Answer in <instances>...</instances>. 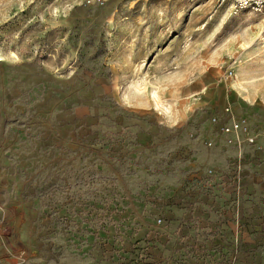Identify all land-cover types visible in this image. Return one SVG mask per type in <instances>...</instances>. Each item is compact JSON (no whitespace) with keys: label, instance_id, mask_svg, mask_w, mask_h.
I'll use <instances>...</instances> for the list:
<instances>
[{"label":"rangeland","instance_id":"374dc122","mask_svg":"<svg viewBox=\"0 0 264 264\" xmlns=\"http://www.w3.org/2000/svg\"><path fill=\"white\" fill-rule=\"evenodd\" d=\"M86 1L0 0V264H264V154L191 146L264 123L263 15Z\"/></svg>","mask_w":264,"mask_h":264},{"label":"crops","instance_id":"0c3cea01","mask_svg":"<svg viewBox=\"0 0 264 264\" xmlns=\"http://www.w3.org/2000/svg\"><path fill=\"white\" fill-rule=\"evenodd\" d=\"M247 101V100H246ZM248 102V101H247ZM253 111V109H251ZM208 125H203L198 132V136L192 141L191 146L195 153V158L197 160H205L209 157L212 159L220 158L226 159L228 157L238 158L242 155H248L249 152L253 151L256 154H264V137L258 136L255 139L254 144H256V150L252 148L251 144H248L244 140V144L240 143L238 139L233 140L231 143L226 142V135L219 132V130H214L213 132L209 129ZM234 138V134L231 135ZM253 144V145H254ZM0 205L5 206L6 210H11V206H6L5 200L0 199ZM24 241L21 239H15L16 245L14 243L11 245H6L2 240H0V258L3 260L8 259L7 257L14 256L17 253V248H21L19 251L25 253L26 251L22 249L24 247ZM3 243V244H2ZM14 248V249H13ZM212 252L216 248L214 245H210ZM9 257V258H10ZM11 260V258H10ZM8 264V263H7Z\"/></svg>","mask_w":264,"mask_h":264},{"label":"built area","instance_id":"2783aa9c","mask_svg":"<svg viewBox=\"0 0 264 264\" xmlns=\"http://www.w3.org/2000/svg\"><path fill=\"white\" fill-rule=\"evenodd\" d=\"M86 2L90 4L89 0ZM233 5L238 12L254 11L261 13L264 17V0H234ZM212 120L214 121L215 117ZM255 126L252 127L245 119H239L238 121L232 120L227 126L225 124L218 130L226 135V142L228 143L243 138L246 143L253 145L258 136L264 137V123L260 127ZM232 134H234V138L231 136Z\"/></svg>","mask_w":264,"mask_h":264},{"label":"bare ground","instance_id":"6f19581e","mask_svg":"<svg viewBox=\"0 0 264 264\" xmlns=\"http://www.w3.org/2000/svg\"><path fill=\"white\" fill-rule=\"evenodd\" d=\"M264 39V38H263ZM236 80V79H235Z\"/></svg>","mask_w":264,"mask_h":264}]
</instances>
